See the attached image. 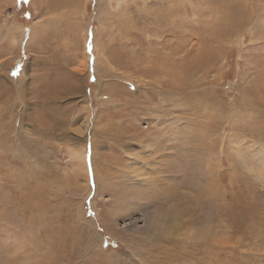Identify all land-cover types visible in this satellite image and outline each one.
I'll use <instances>...</instances> for the list:
<instances>
[{
  "label": "rangeland",
  "instance_id": "rangeland-1",
  "mask_svg": "<svg viewBox=\"0 0 264 264\" xmlns=\"http://www.w3.org/2000/svg\"><path fill=\"white\" fill-rule=\"evenodd\" d=\"M53 1L0 0V264H264V0Z\"/></svg>",
  "mask_w": 264,
  "mask_h": 264
},
{
  "label": "bare ground",
  "instance_id": "bare-ground-1",
  "mask_svg": "<svg viewBox=\"0 0 264 264\" xmlns=\"http://www.w3.org/2000/svg\"><path fill=\"white\" fill-rule=\"evenodd\" d=\"M59 0H54L53 2H55L54 3V5L53 6H57L58 4H59V2H58ZM71 0H61V2L63 3V4H66V3H68V2H70ZM74 156H77L76 158H78V160L80 161V160H84L83 159V154H81V153H74ZM84 162V161H83ZM80 163H81V161H80ZM82 167V166H81ZM84 168V167H83ZM83 170V169H82ZM155 218L158 220V215H155Z\"/></svg>",
  "mask_w": 264,
  "mask_h": 264
}]
</instances>
